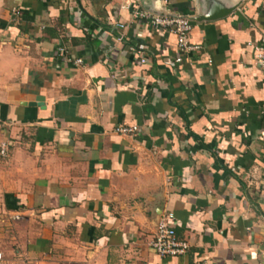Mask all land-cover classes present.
Here are the masks:
<instances>
[{"label":"crops","instance_id":"crops-1","mask_svg":"<svg viewBox=\"0 0 264 264\" xmlns=\"http://www.w3.org/2000/svg\"><path fill=\"white\" fill-rule=\"evenodd\" d=\"M217 8L181 64L136 17ZM262 38L264 0H0V264H264Z\"/></svg>","mask_w":264,"mask_h":264},{"label":"built area","instance_id":"built-area-1","mask_svg":"<svg viewBox=\"0 0 264 264\" xmlns=\"http://www.w3.org/2000/svg\"><path fill=\"white\" fill-rule=\"evenodd\" d=\"M137 18L150 23L157 30L170 32L177 39L178 57L176 64H181L185 58L200 55L203 47L192 43L193 22L183 17H165L149 12H141L136 15ZM255 60L257 65L264 70V38L256 47ZM146 58L142 59L146 63ZM212 64V61L209 62ZM77 64H82V60H78ZM4 125L0 123V130ZM138 127H119V134L129 135L138 131ZM10 143L5 141L0 145V156L7 158L9 154ZM13 221H21L23 217L20 214L12 216ZM151 247L161 257H184L190 250V244L187 241L180 240L174 225L173 215H166L159 220L155 239L151 243ZM3 256L0 254V261Z\"/></svg>","mask_w":264,"mask_h":264},{"label":"water","instance_id":"water-1","mask_svg":"<svg viewBox=\"0 0 264 264\" xmlns=\"http://www.w3.org/2000/svg\"><path fill=\"white\" fill-rule=\"evenodd\" d=\"M234 11V9H230V10H224V9H214L212 10L208 15L200 18V19H194L192 17H187V16H180V15H167V14H156V15H160V16H165V17H183V18H188L191 21H215L218 19H222L228 15H230L232 12ZM43 102V98H39L36 103H31L30 106H43L42 103Z\"/></svg>","mask_w":264,"mask_h":264}]
</instances>
